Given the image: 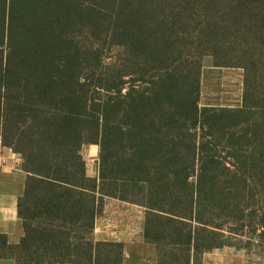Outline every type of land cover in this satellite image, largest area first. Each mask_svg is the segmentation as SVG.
<instances>
[{
	"label": "trees",
	"instance_id": "trees-1",
	"mask_svg": "<svg viewBox=\"0 0 264 264\" xmlns=\"http://www.w3.org/2000/svg\"><path fill=\"white\" fill-rule=\"evenodd\" d=\"M74 0H0V139L27 175L24 236L0 240L16 264H125L123 243L94 239L105 198L145 210L156 264H202L235 227L253 161L240 109L200 108V65L154 69L142 85L110 66L92 83L74 41ZM126 70L130 68L126 67ZM85 145L99 147L89 178ZM241 213V212H240Z\"/></svg>",
	"mask_w": 264,
	"mask_h": 264
},
{
	"label": "rangeland",
	"instance_id": "rangeland-1",
	"mask_svg": "<svg viewBox=\"0 0 264 264\" xmlns=\"http://www.w3.org/2000/svg\"><path fill=\"white\" fill-rule=\"evenodd\" d=\"M74 5L80 15L70 32L91 54L85 66L92 83L105 82L110 66L129 72L126 82L142 85L154 69L179 66L185 72L188 63H196L200 108L240 109L247 87L253 109L239 130L248 134L243 148L253 165L228 244L204 254L202 264H264V0H74ZM98 150L82 149L92 178ZM111 214L123 222V238L133 240L125 264H156V247L153 253L134 241L141 237L145 210L105 198L97 219Z\"/></svg>",
	"mask_w": 264,
	"mask_h": 264
},
{
	"label": "crops",
	"instance_id": "crops-1",
	"mask_svg": "<svg viewBox=\"0 0 264 264\" xmlns=\"http://www.w3.org/2000/svg\"><path fill=\"white\" fill-rule=\"evenodd\" d=\"M95 147H98L95 145ZM84 148V147H83ZM82 148V149H83ZM99 151V150H98ZM99 153V152H98ZM83 156V154H82ZM84 158V156H83ZM85 160V159H84ZM86 162V161H85ZM87 172V164H86ZM98 172V160L96 165V176ZM89 178H92L88 175ZM27 175L22 171L20 159L12 152L11 149L3 147L0 144V240H5V244L17 245L24 236L22 222L18 216V202L24 195L26 188ZM118 214H111L105 220H96L95 240L97 241H116L124 244L126 254L129 253V243L131 238H123V222L118 221ZM145 221V220H144ZM127 228L130 229V226ZM98 224L100 227H98ZM119 237V238H118ZM121 237V238H120ZM117 238V240H116ZM115 239V240H113ZM136 241L141 246L152 247L154 253V245L148 244L144 239V223L141 228V237ZM1 250V249H0ZM0 264H16L10 257H0Z\"/></svg>",
	"mask_w": 264,
	"mask_h": 264
}]
</instances>
